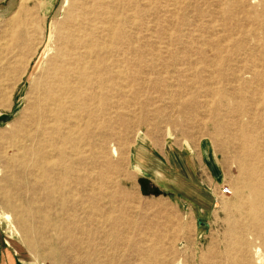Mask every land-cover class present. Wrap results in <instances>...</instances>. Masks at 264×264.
Returning <instances> with one entry per match:
<instances>
[{
  "label": "rangeland",
  "instance_id": "obj_1",
  "mask_svg": "<svg viewBox=\"0 0 264 264\" xmlns=\"http://www.w3.org/2000/svg\"><path fill=\"white\" fill-rule=\"evenodd\" d=\"M68 2L0 0V245L21 264H264V0L94 1L99 72L38 147L22 134Z\"/></svg>",
  "mask_w": 264,
  "mask_h": 264
},
{
  "label": "bare ground",
  "instance_id": "obj_2",
  "mask_svg": "<svg viewBox=\"0 0 264 264\" xmlns=\"http://www.w3.org/2000/svg\"><path fill=\"white\" fill-rule=\"evenodd\" d=\"M94 1L96 0H79L76 4L78 13L65 22L66 32L60 39L62 47L55 59L53 58L52 71L43 78L40 95L30 104L32 111L26 119L31 121L33 130L24 131L22 134L24 141L36 138L38 147L46 142L52 145L55 139L48 136L53 134L54 130H59L62 124L68 125L71 118H76V113L68 115L73 105H76L71 98L78 95V86L88 81L87 69L93 67L96 73L100 67L97 57L94 62L89 61L91 55L99 54V51L93 49V45L90 44L96 38L94 30L97 29L96 25H91L95 16L94 9L92 10ZM66 5L70 7L68 0ZM98 61L102 62L101 56ZM89 82L91 81L89 80L87 84ZM59 137L64 138V135L61 133ZM26 148L27 144L24 146V149ZM29 171L30 168L19 166L20 175H26Z\"/></svg>",
  "mask_w": 264,
  "mask_h": 264
},
{
  "label": "crops",
  "instance_id": "obj_3",
  "mask_svg": "<svg viewBox=\"0 0 264 264\" xmlns=\"http://www.w3.org/2000/svg\"><path fill=\"white\" fill-rule=\"evenodd\" d=\"M22 262L9 248L0 245V264H21Z\"/></svg>",
  "mask_w": 264,
  "mask_h": 264
},
{
  "label": "built area",
  "instance_id": "obj_4",
  "mask_svg": "<svg viewBox=\"0 0 264 264\" xmlns=\"http://www.w3.org/2000/svg\"><path fill=\"white\" fill-rule=\"evenodd\" d=\"M220 191L222 194H228L231 192V189L228 185H224L221 187Z\"/></svg>",
  "mask_w": 264,
  "mask_h": 264
},
{
  "label": "water",
  "instance_id": "obj_5",
  "mask_svg": "<svg viewBox=\"0 0 264 264\" xmlns=\"http://www.w3.org/2000/svg\"><path fill=\"white\" fill-rule=\"evenodd\" d=\"M140 183L142 185L143 190L146 189V181L144 179H140Z\"/></svg>",
  "mask_w": 264,
  "mask_h": 264
}]
</instances>
